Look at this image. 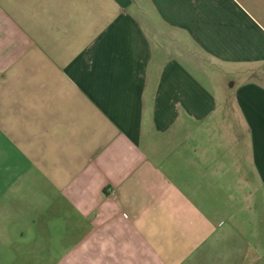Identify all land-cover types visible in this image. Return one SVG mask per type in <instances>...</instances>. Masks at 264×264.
<instances>
[{"label":"crops","instance_id":"obj_1","mask_svg":"<svg viewBox=\"0 0 264 264\" xmlns=\"http://www.w3.org/2000/svg\"><path fill=\"white\" fill-rule=\"evenodd\" d=\"M0 264H264V0H0Z\"/></svg>","mask_w":264,"mask_h":264}]
</instances>
